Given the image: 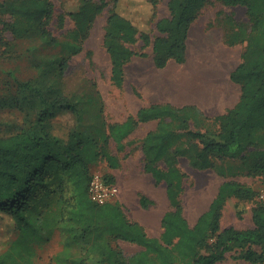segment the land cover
<instances>
[{
  "label": "trees",
  "instance_id": "16d2710c",
  "mask_svg": "<svg viewBox=\"0 0 264 264\" xmlns=\"http://www.w3.org/2000/svg\"><path fill=\"white\" fill-rule=\"evenodd\" d=\"M112 1L104 44L112 61V80L121 86L125 66L138 54L130 44L139 39L150 43L153 28H140L136 19L124 12L122 0ZM211 1L169 0L170 16L156 23L160 32L153 42L157 67H166L170 60H187L191 26ZM219 1L246 7L250 26L239 24L240 31L234 36V42L247 41L242 62L231 73L232 80L241 85V95L233 107L215 117L220 125L218 137L208 138L206 133L190 129L185 111L191 105L178 107L171 103L141 107L135 117L112 124L110 132L103 134V142L83 130L72 131L66 141L34 127L0 132V217L9 228V236L0 242V264H39L34 261L36 248L50 241L58 229L66 235L63 255L71 264H217L234 247L245 250V259L264 261V199H259L253 208L255 227L222 229L220 224L229 197L255 198L256 190L251 185L223 182L209 209L193 226L183 212L181 194L187 174L179 167L181 156H187L191 165L200 169L214 167L216 160L241 158L249 172L264 183V0ZM149 2L152 21L157 15L158 0ZM108 5V0H83L71 14L75 28L70 44L76 52ZM0 7L11 16L25 17L44 41L58 42L47 27L55 13L52 0H26L19 5L0 1ZM58 19L63 22L65 15L60 14ZM53 103L79 113L78 101L68 96H56ZM52 115L49 109H42L36 123L42 125ZM167 117L180 119V127L185 130L171 128V123L165 121ZM153 119L160 123L144 139L145 170L157 184H167L173 207L162 218L164 230L160 237L149 235L118 202L97 203L89 192L93 163L107 160L111 167L119 165L109 149L110 137L122 147L123 140L138 124ZM184 138L199 141L194 151L183 146ZM161 162L167 167L163 168ZM104 178L115 184L111 176ZM140 202L147 207L152 201L142 195ZM115 240L137 243L143 249L127 257L113 244ZM253 245L261 246L263 253L258 255ZM73 246L80 247V251L73 253Z\"/></svg>",
  "mask_w": 264,
  "mask_h": 264
},
{
  "label": "rangeland",
  "instance_id": "374dc122",
  "mask_svg": "<svg viewBox=\"0 0 264 264\" xmlns=\"http://www.w3.org/2000/svg\"><path fill=\"white\" fill-rule=\"evenodd\" d=\"M0 1L19 5L26 0ZM52 1L55 13L47 27L58 41L55 44L44 41L35 25L25 17L11 16L0 7V132L34 127L66 141L72 131L83 130L103 142L102 136L110 132L112 124L135 117L141 107L171 103L178 107L191 105L188 112L185 111L189 114L190 129L202 131L208 138L218 137L220 125L215 117L233 107L241 95V85L232 80L231 73L242 62L247 45V41L234 42L236 32L240 31L239 24L250 26L246 7L212 0L191 26L187 60L183 63L170 60L166 67L159 68L153 58V42L154 36L160 34L156 23L170 16L169 0H158L157 15L152 21L149 0H122L124 12L134 17L140 28H153V38L150 43L139 39L130 44L138 54L125 66L124 81L117 86L112 80V61L104 44L113 1L108 0V7L96 18L78 52L70 44L75 28L71 14L83 0ZM60 14L65 15L63 22L58 19ZM61 95L77 100L79 113L54 105V98ZM42 109H49L53 115L39 125L36 118ZM165 121L177 131L185 130L180 127V119L167 117ZM159 123L158 119L141 122L123 140L122 147L110 137L109 149L119 160L117 167H111L107 160L91 165L92 172L114 178L119 188L114 201L121 204L130 219L140 222L148 234L155 237L161 236L162 218L173 208L167 184H157L153 175L145 170L144 139ZM182 142L191 151L195 150L194 144L199 143L197 139L186 138ZM178 163L187 174L181 200L184 215L192 226L209 209L220 185L237 181L251 185L256 196L251 200L229 197L222 210L221 228L255 227L253 208L261 199L264 183L261 177L249 172L241 158L216 160L214 167L206 169L193 167L187 156L179 157ZM160 165L167 167L164 162ZM142 195L152 201L147 207L140 202ZM8 232V224L0 217V242L9 236ZM65 236L63 230H56L50 241L36 248L34 261L71 264L64 260ZM113 244L127 257L143 249L125 240H115ZM252 248L258 255L263 253L259 245ZM79 251L80 247H72L73 253ZM244 252L234 247L217 264H264L260 259H245Z\"/></svg>",
  "mask_w": 264,
  "mask_h": 264
},
{
  "label": "built area",
  "instance_id": "2783aa9c",
  "mask_svg": "<svg viewBox=\"0 0 264 264\" xmlns=\"http://www.w3.org/2000/svg\"><path fill=\"white\" fill-rule=\"evenodd\" d=\"M89 192L91 198L100 204L114 201L118 196L119 188L116 184L108 183L104 175L99 172H93ZM261 199H264V192L260 194Z\"/></svg>",
  "mask_w": 264,
  "mask_h": 264
},
{
  "label": "crops",
  "instance_id": "0c3cea01",
  "mask_svg": "<svg viewBox=\"0 0 264 264\" xmlns=\"http://www.w3.org/2000/svg\"><path fill=\"white\" fill-rule=\"evenodd\" d=\"M188 57V56H187ZM239 101V100H238Z\"/></svg>",
  "mask_w": 264,
  "mask_h": 264
},
{
  "label": "bare ground",
  "instance_id": "6f19581e",
  "mask_svg": "<svg viewBox=\"0 0 264 264\" xmlns=\"http://www.w3.org/2000/svg\"><path fill=\"white\" fill-rule=\"evenodd\" d=\"M205 200V199H204Z\"/></svg>",
  "mask_w": 264,
  "mask_h": 264
}]
</instances>
